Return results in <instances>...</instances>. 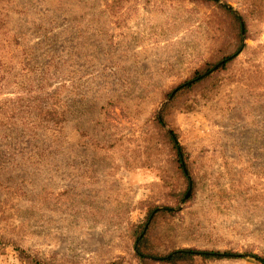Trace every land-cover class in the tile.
Here are the masks:
<instances>
[{"label":"rangeland","instance_id":"1","mask_svg":"<svg viewBox=\"0 0 264 264\" xmlns=\"http://www.w3.org/2000/svg\"><path fill=\"white\" fill-rule=\"evenodd\" d=\"M12 1L9 10L2 9L10 26L33 35L53 29L50 40L55 39L60 79L56 84L65 82L59 95L69 111L51 148L55 151L35 155L34 145L27 147L15 132L29 126L31 119L24 115L6 123L8 99L33 92L23 90L18 81V73L28 76V66L14 55L11 41L5 46L1 41L0 100L8 99L0 104V181L31 191L76 185L93 200L82 213L86 215L93 206L104 220L96 213L85 218L76 209L74 213L37 209L28 196L18 194L12 200L0 187V228L55 264H139L128 224L121 220L146 221L152 207L174 204L172 193L181 187L157 153L149 156L154 164L124 167L125 159L143 154L139 132L157 108L190 154L196 184L194 196L181 202V209L157 214L148 232L151 242L169 248L264 249L263 13H253L244 0H228L250 15L251 37L244 40L249 48L227 70L201 85L203 89L193 90L196 95L217 91L204 104L196 105L186 98L188 94H180L163 107V94L228 37L227 24L215 4L123 0L124 9L116 11L106 7L111 0ZM35 35L29 38L32 43L44 40ZM32 78L33 89H39L42 77ZM121 105L127 106L129 117L121 113ZM83 130L85 137H81ZM93 140H105V147L95 146ZM46 143L41 141L43 146ZM20 220L25 228L19 235ZM0 264L30 263L19 260L8 246L0 254ZM211 264L260 263L221 258Z\"/></svg>","mask_w":264,"mask_h":264},{"label":"trees","instance_id":"2","mask_svg":"<svg viewBox=\"0 0 264 264\" xmlns=\"http://www.w3.org/2000/svg\"><path fill=\"white\" fill-rule=\"evenodd\" d=\"M108 2V0H104ZM123 0H111L110 7L116 11L123 10ZM204 1V3L215 4L218 8L222 20L227 24L229 30L228 37L217 48V50L207 57L198 67L194 68L191 73L179 83H176L161 97L163 107L170 106L173 99L178 95L188 94L186 98L195 101L196 105L204 104L211 93L217 91H200L198 95L193 93V90L203 85L206 81L211 80L215 74L227 70L231 61L237 58L240 53L249 48V45L244 41L251 37L248 33V16L245 11L238 10L233 7L230 2L225 0H196ZM251 7V11L255 14L261 12L264 14V0H258L260 3H255L256 0H244ZM12 0H0V42L5 46L7 41H11L14 47V55L22 57L21 62L28 66L27 74L24 77L18 73V81L21 83L22 89L25 91H33L25 94H20L16 98H5L0 100V104L5 103L8 99L10 105L7 111L6 123L20 117L24 119L27 115L31 120L26 123L25 129H20L15 132L24 139L26 146L33 144L37 149L35 155L52 154L56 147L53 148V143L59 138L58 129L62 122L67 119V103L59 95L60 87L66 86L65 82L62 85L56 84L60 79L57 73L56 49L54 46L55 39L50 40V34L53 29H44L30 33L27 30L17 29L15 26H10L8 14L3 13L2 9L9 10ZM244 4V2H243ZM240 5V3H239ZM112 10L113 12H116ZM118 22V20H116ZM40 34L44 40L31 42V39ZM48 39L47 41H45ZM41 42L43 46H40ZM38 46L39 48H35ZM42 50L40 54H37ZM24 69V67H22ZM38 73V74H37ZM32 75L42 77L39 84V89H33ZM68 79L70 75H67ZM235 81L233 74L230 75V82ZM61 83V81H60ZM69 84V83H67ZM202 89L204 86H201ZM218 88L219 85H218ZM217 89V88H216ZM139 103L136 104L138 106ZM102 109L104 107H101ZM121 113L127 117L130 116L126 112V105H121ZM139 108L135 109L136 115L140 114ZM134 113V115H135ZM150 119L145 121L143 129L139 132V139L143 142L141 153L133 156L131 159L124 160V167L133 168L138 165H148L154 160L149 159L150 154L157 153L164 157L162 162L167 163L169 170L172 171V176L176 175L181 187L173 191L174 204H166L163 206H154L148 211L147 220L144 222H131L129 219L119 218L118 222L128 224L130 236L132 238V248L135 256L138 258L139 264L145 262L157 264H211L214 260L221 258H239L249 259L264 264V249L254 251L253 249L245 248L244 250H235L233 248H223L213 246H196V245H180L169 248L167 245L163 247L155 246L149 239L148 232L153 227L152 222L155 220L158 213H174L181 209L180 203H186L192 199L195 192L196 177L190 166L189 155L184 147L180 144L176 132L166 123L162 116L161 110L157 108L150 113ZM151 123L148 125V123ZM5 123V124H6ZM87 135L86 131L81 132V137ZM119 137L114 139L113 143L117 142ZM41 141H47L43 146ZM95 146L100 148L105 147L104 141L93 140ZM26 147V148H27ZM49 148V151H47ZM27 151V149H25ZM30 151V150H29ZM144 155V157H143ZM71 156H69L70 159ZM191 158V156H190ZM168 167L166 170H168ZM0 187L4 189L12 200L19 198L18 194L28 196L33 205L40 208H50L58 211H67L74 213L75 209L80 210L81 214L86 218L96 213L98 218L104 220L103 215H99L93 206H90V211L85 214L82 212L92 203L91 196L85 190L80 189L76 185H65L59 189H44L31 191L25 189L24 186H15L6 182L0 181ZM189 191V195L186 193ZM16 205V203H14ZM101 216V217H100ZM24 223L19 221V235L24 231ZM22 239V237H20ZM11 246L15 252V256L22 261L30 264H55L41 254H37L34 249L20 243L15 236L7 234L0 228V254L4 252L6 247ZM114 264V263H111Z\"/></svg>","mask_w":264,"mask_h":264}]
</instances>
